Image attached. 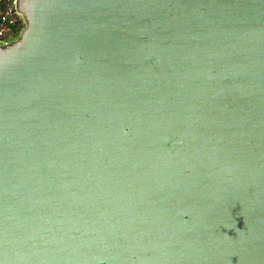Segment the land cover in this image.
Listing matches in <instances>:
<instances>
[{"label":"water","instance_id":"1","mask_svg":"<svg viewBox=\"0 0 264 264\" xmlns=\"http://www.w3.org/2000/svg\"><path fill=\"white\" fill-rule=\"evenodd\" d=\"M15 8L0 264H264V0Z\"/></svg>","mask_w":264,"mask_h":264},{"label":"built area","instance_id":"2","mask_svg":"<svg viewBox=\"0 0 264 264\" xmlns=\"http://www.w3.org/2000/svg\"><path fill=\"white\" fill-rule=\"evenodd\" d=\"M22 27L15 0H0V43L15 39Z\"/></svg>","mask_w":264,"mask_h":264}]
</instances>
